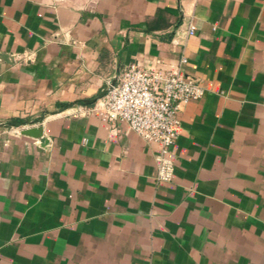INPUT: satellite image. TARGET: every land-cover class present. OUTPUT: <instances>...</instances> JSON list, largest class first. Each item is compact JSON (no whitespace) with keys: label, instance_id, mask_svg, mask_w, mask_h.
<instances>
[{"label":"crops","instance_id":"crops-1","mask_svg":"<svg viewBox=\"0 0 264 264\" xmlns=\"http://www.w3.org/2000/svg\"><path fill=\"white\" fill-rule=\"evenodd\" d=\"M182 48L207 91L157 183L103 97ZM0 264H264V0H0Z\"/></svg>","mask_w":264,"mask_h":264},{"label":"built area","instance_id":"built-area-1","mask_svg":"<svg viewBox=\"0 0 264 264\" xmlns=\"http://www.w3.org/2000/svg\"><path fill=\"white\" fill-rule=\"evenodd\" d=\"M196 29L191 23L185 38L194 35ZM187 64L185 48L169 71L132 62L119 73L115 83H108L103 97V112L109 120L126 122L131 131L158 145L157 183L169 182L174 177L172 150L180 134L182 106L201 99L207 91L201 82L186 73Z\"/></svg>","mask_w":264,"mask_h":264},{"label":"water","instance_id":"water-1","mask_svg":"<svg viewBox=\"0 0 264 264\" xmlns=\"http://www.w3.org/2000/svg\"><path fill=\"white\" fill-rule=\"evenodd\" d=\"M118 76L119 74L116 76L113 83L116 82ZM22 134L35 137V138H40L43 143L47 141V139L43 136V130L41 127H27L26 129L22 131Z\"/></svg>","mask_w":264,"mask_h":264},{"label":"trees","instance_id":"trees-1","mask_svg":"<svg viewBox=\"0 0 264 264\" xmlns=\"http://www.w3.org/2000/svg\"><path fill=\"white\" fill-rule=\"evenodd\" d=\"M12 124L17 125V126L21 124H25V120L24 119H13Z\"/></svg>","mask_w":264,"mask_h":264}]
</instances>
